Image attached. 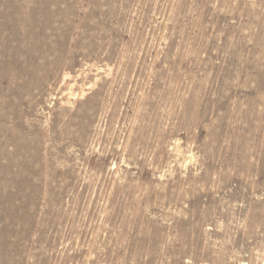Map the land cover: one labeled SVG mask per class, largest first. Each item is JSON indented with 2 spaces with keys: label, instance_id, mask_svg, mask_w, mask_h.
Returning <instances> with one entry per match:
<instances>
[{
  "label": "rangeland",
  "instance_id": "rangeland-1",
  "mask_svg": "<svg viewBox=\"0 0 264 264\" xmlns=\"http://www.w3.org/2000/svg\"><path fill=\"white\" fill-rule=\"evenodd\" d=\"M0 264H264V0H0Z\"/></svg>",
  "mask_w": 264,
  "mask_h": 264
}]
</instances>
